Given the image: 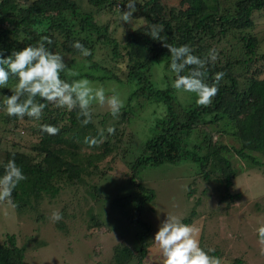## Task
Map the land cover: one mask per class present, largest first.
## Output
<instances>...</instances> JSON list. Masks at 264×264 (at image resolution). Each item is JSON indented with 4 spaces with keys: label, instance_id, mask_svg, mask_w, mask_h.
Returning <instances> with one entry per match:
<instances>
[{
    "label": "trees",
    "instance_id": "obj_1",
    "mask_svg": "<svg viewBox=\"0 0 264 264\" xmlns=\"http://www.w3.org/2000/svg\"><path fill=\"white\" fill-rule=\"evenodd\" d=\"M86 1L97 10L113 9L114 0ZM127 3V0H122L123 8H126ZM137 4L138 13L146 20L145 24L128 32L123 45L124 52H120L114 39L107 34L108 25L99 24L92 13L81 11L75 0H0V55L3 57L10 55L13 50H22L29 44L35 45L44 37L52 41L51 44H46V47L54 53H59L63 58L66 53H80L72 47L76 41L89 49L91 55L97 42H114L113 53L125 63V71L121 74L109 69L111 73L106 71L108 74L96 75L88 71L69 77L62 73L61 78L69 82L83 76L119 82H132L136 79V88L131 91L127 103L121 108L123 111L121 110L120 120L118 119L120 122L131 119L133 111H128L131 99L162 100L166 106L165 119L155 123L154 135L142 143L140 152L130 164V181L136 186L139 194L134 219H137L138 224L144 228L137 233L140 247L132 249L124 244L115 245L110 258L112 264H131L132 261L135 264H144L143 258L147 251L144 239L150 228L140 219V214L146 201L154 197L153 190L145 186L138 176L139 170L144 166L165 162L178 163L182 159L190 158L197 160L204 170L208 165V158L211 157L225 164L224 183L226 187L230 186L235 173L225 155L227 145L217 141L213 131L208 127V124L216 125L225 117L229 120L231 130L221 131L229 132L228 134L236 138L239 144L236 152L254 163H260L256 155H253L254 152L264 156V41H258L255 35L245 33L246 29L254 26L253 12L264 9V0H179L180 8H171L168 16L163 14L161 0H143ZM152 25L162 26L159 40L146 34L150 32ZM231 28H237L242 32L238 41L246 43L245 58L237 59L231 52L235 51L236 47L231 45L227 53L222 51L226 53L223 63L208 62L205 76L207 83H213L215 73L225 74L219 82L218 94L210 106L197 105L196 97L190 103L179 104L173 93L174 75L169 69L170 52L164 44L176 47L188 45L193 55L205 58L210 49L215 50L212 38L216 35H225ZM159 59H164V69L170 76L169 84L167 82L164 86H157L150 79L151 67ZM242 65L245 69L240 70L239 67ZM187 71L188 69L185 70ZM240 78L247 82L246 87L241 86ZM9 82L16 83V80L11 78ZM77 113L78 109L69 111L55 104H48L40 120L29 117L21 120L15 116H7L1 108L0 122L4 126L9 125L10 129L0 130V151H4L0 160V175L3 174V164L14 158L27 177L12 193L14 207L17 210L38 208L44 199L56 196L63 184L69 183L71 186L83 183L86 186L85 178L97 174L99 163L122 142L117 136L116 126L114 134H106L116 136L114 143L105 140L89 148L84 143L85 137L101 139L100 130L94 123L93 114L92 122L82 125L83 117L78 118ZM111 118L115 117L109 113L108 119ZM106 120L107 118L103 117L100 121ZM41 124L53 125L60 131L56 135H49L40 130ZM203 126V129H197ZM197 130L202 131L201 143L194 144L197 146L190 149L187 140L196 134ZM24 133L37 139L30 144V152L24 148L18 149L15 145L18 142L16 139ZM202 146H206L209 151L200 155ZM83 147L91 151L82 154L80 151ZM203 175L206 180L209 179L208 172H204ZM87 186L85 191L91 198L103 196L96 183H87ZM132 196L134 195L117 200ZM65 206L67 204L64 208ZM96 221L103 226L100 219ZM185 221L186 219L183 223ZM189 222L187 220L185 224ZM24 252V246L17 245L14 234H7L6 240L0 242V264H25ZM210 255L217 256V252L211 251ZM234 264H241V260L236 259Z\"/></svg>",
    "mask_w": 264,
    "mask_h": 264
},
{
    "label": "rangeland",
    "instance_id": "obj_2",
    "mask_svg": "<svg viewBox=\"0 0 264 264\" xmlns=\"http://www.w3.org/2000/svg\"><path fill=\"white\" fill-rule=\"evenodd\" d=\"M75 1L81 11L92 13L95 21L108 25L107 34L114 39L120 52H124L123 45L128 32L143 27L146 21L138 13L137 3H142L143 0H135L137 12L133 13V19L129 23L120 19L122 10H126L122 6V0H114L112 10H97L86 0ZM161 3L165 16H168L171 8H180L179 0H161ZM253 21V28L246 29L245 33L255 35L258 41H264V9L253 12ZM240 35L242 32L239 29L231 28L225 35L212 38L217 56L215 62L223 63L231 45L236 47L231 52L237 59L245 58L246 43L238 41ZM114 42H97L94 53L87 57L81 53H66L64 62L78 74L88 71L96 75L108 74L111 73L109 69L121 74L125 71V63L113 53ZM164 67V59H159L151 67L150 79L157 86L170 82V76ZM239 68L245 69L244 65ZM81 78L92 81L94 85L103 86L107 95L114 94V89L124 104L137 86L136 79L132 82H119L85 76ZM240 83L242 87L247 85L242 79ZM14 84L9 82L7 87L1 88L0 110L3 109L1 103L4 96L11 95L10 89ZM173 93L181 105L190 103L195 98L194 94L177 92L175 89ZM130 102L128 111H133V114L126 122L118 121L121 113L108 119L110 112L106 106L101 107L95 103L92 105L94 123L105 134L103 141L114 143L117 138L114 135L107 136V129L118 126L117 136L122 142L99 163L97 174L85 178L86 186L83 183L71 186L69 183H61V189L56 196L44 199L33 210H17L7 202H0V242L6 240L7 234H14L17 245L25 248V264H112L110 258L115 245L124 244L132 249L140 247L137 233L144 228L134 219L139 194L130 181V164L140 152L142 143L154 135L155 123L165 119L166 106L162 100L151 101L145 98L131 99ZM103 117L107 120L101 122ZM208 127L217 141L227 145L225 155L235 173L232 184L225 186V164L211 157L208 158V165L204 170L197 160L190 158L182 159L178 163L149 164L139 170V178L154 193L153 199L146 201L140 214V219L150 228L144 239L147 243L144 264H162L159 248L153 239L160 222L169 214L177 216L182 222L186 219L185 223L189 220V225L198 228L201 247L206 251H216V257L221 258L223 264H234L236 259H240L241 264H264V255L260 253L255 232L259 222H264V156L254 152L253 155L260 161L254 163L236 152L239 147L236 138L228 134L229 132L221 131L231 130L227 117L216 125L208 124ZM3 128L10 129L9 125L4 126L0 122V130ZM203 128L204 126L197 129ZM197 131L187 140L190 149L201 143L202 131ZM16 140V147L24 148L25 151L31 148L30 144L37 141L26 133ZM6 146L7 144L4 145ZM90 151L83 147L80 152L87 154ZM200 151V155H203L209 150L202 146ZM3 154L4 151L1 150L0 160ZM204 172L209 173L208 180L204 178ZM87 183H96L103 196L91 198L85 191ZM129 195L135 197L117 200ZM53 211L61 213L60 221L54 222L51 219ZM96 219H100L103 226ZM131 264L135 262L132 261Z\"/></svg>",
    "mask_w": 264,
    "mask_h": 264
},
{
    "label": "clouds",
    "instance_id": "obj_3",
    "mask_svg": "<svg viewBox=\"0 0 264 264\" xmlns=\"http://www.w3.org/2000/svg\"><path fill=\"white\" fill-rule=\"evenodd\" d=\"M135 12V0H128L120 19L129 23ZM161 31L162 26L152 25L150 32L146 34L159 40ZM51 43L49 38L44 37L35 45L29 44L22 50H13L7 57L0 55V88L7 87L11 78L16 80L10 89L11 95H5L2 101L6 115L21 120L25 117L40 120L45 107L55 104L69 111L78 109V118L83 117L81 124L87 125L92 122V105L95 103L101 107L106 106L112 116H118L124 107V101L115 94L114 89V94L107 95L103 86L94 85L86 78L73 79L70 82L61 78L62 73L69 77L77 76L78 73L67 67L59 53H54L46 47V44ZM164 46L169 50L171 57L169 69L174 75L172 87L177 92L194 94L197 105L210 106L218 94L219 82L225 75L223 72L215 73L211 84L205 80L206 65L217 58L215 50L210 49L205 58H200L192 54L188 45ZM72 47L85 57L91 55V51L79 41L74 42ZM40 130L49 135H56L60 131L49 124H41ZM114 131L112 127L107 129L109 134H114ZM103 134L101 130V139L87 136L84 143L89 148L97 146L103 142ZM25 179L27 177L14 158L3 164V174L0 175V202L15 206L12 193ZM51 219L58 222L62 215L59 211H53ZM199 231L195 226L183 223L177 216L167 215L166 219L160 222L153 239L159 248L162 264H223L221 258L210 255L213 250L206 251L201 247ZM255 232L260 253L264 255V222H259Z\"/></svg>",
    "mask_w": 264,
    "mask_h": 264
}]
</instances>
